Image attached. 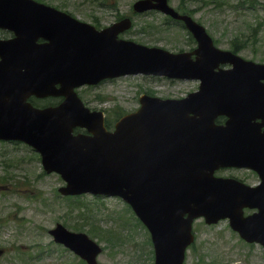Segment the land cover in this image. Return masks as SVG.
Here are the masks:
<instances>
[{"label":"water","instance_id":"1","mask_svg":"<svg viewBox=\"0 0 264 264\" xmlns=\"http://www.w3.org/2000/svg\"><path fill=\"white\" fill-rule=\"evenodd\" d=\"M12 1L0 0V20L2 12L9 11L4 6L12 4ZM145 3L141 1L139 5ZM45 28L49 29L46 36L51 40L49 58L28 60L30 71L26 74L15 65L9 70L6 63L2 67L5 60L0 63L1 91L14 95L13 102L0 101V136L30 141L42 152L45 163L60 168L68 181L67 191L129 192L131 202L148 223L160 248L169 252L178 250L187 233L180 218L183 211L188 209L191 216L203 213L207 220H214L219 214L207 208L216 191L209 185L206 170L230 161L222 160L223 155L212 150L207 142L220 141L230 150H240L246 157L243 160L248 159L254 168L256 162L264 161V154L256 144L261 136L255 137L252 130L243 124L254 116L264 117V103L243 104L232 95L236 89L231 88L253 83L251 78L242 74V68L251 64L231 54H214L211 66L217 59L226 57L235 64L233 71L217 74L210 67L206 69L191 63L179 65L178 57L157 49L113 43L96 37L76 29L72 21L55 27L45 24ZM203 56L207 58L206 53ZM35 62H38L39 69ZM139 70L198 76L205 85L220 88L214 91L204 89L202 97H193L185 102H157L144 97L142 108L119 123L114 133L98 131L99 113H89L84 109L72 87L103 75ZM256 73L255 77H264V66H259ZM56 82L60 83V88L52 91L65 95L57 109H50L49 114L41 111L31 113L22 106L24 83L28 90L41 95L48 93ZM231 109L237 112L227 127H213L211 121L207 122L216 113L228 114ZM188 111L200 118H187ZM75 124L85 125L93 132L96 130L99 136L95 134L94 139L73 137L69 130ZM243 140H255V143L243 146ZM221 185L223 189L220 191L230 198V212L233 213L238 205L236 195L244 198L245 202L264 208V190L247 188L229 180ZM190 202L196 207L191 208ZM221 202V199L213 201L216 205ZM253 231L264 241V209L256 215ZM53 232L58 239L87 255L77 246L73 235L66 234L60 227Z\"/></svg>","mask_w":264,"mask_h":264},{"label":"rangeland","instance_id":"2","mask_svg":"<svg viewBox=\"0 0 264 264\" xmlns=\"http://www.w3.org/2000/svg\"><path fill=\"white\" fill-rule=\"evenodd\" d=\"M178 0H171L173 5ZM194 9L193 15L216 37L221 48H228L235 35L247 41L239 51L246 58L264 61V0H182ZM159 15H154L155 18ZM151 18V17H150ZM145 17L136 19L135 29ZM130 34H133L130 32ZM154 45L178 50L188 48L186 30L180 26L158 36L144 39ZM197 85L196 80L170 81L156 77L126 76L86 88L81 95L89 106L111 111L132 110L138 96L149 90L161 97H180ZM120 106V107H117ZM21 145L0 142V246L6 250L0 264H79L78 257L61 249L47 229L57 221L83 227L85 221L69 209V200L55 195L62 183L55 173L42 172L35 154ZM247 181L253 179L243 170L224 171ZM96 216L103 227L117 226L121 237L103 245L99 264H150L147 233L136 223L127 206L117 197L97 199ZM67 211V212H66ZM122 213L123 217L119 216ZM138 225V226H137ZM194 245L187 249L185 264H264V251L258 244H245L226 219L207 225L202 219L193 223ZM130 229L133 231L130 235Z\"/></svg>","mask_w":264,"mask_h":264},{"label":"flooded vegetation","instance_id":"3","mask_svg":"<svg viewBox=\"0 0 264 264\" xmlns=\"http://www.w3.org/2000/svg\"><path fill=\"white\" fill-rule=\"evenodd\" d=\"M11 34L9 33V34H7V36H10Z\"/></svg>","mask_w":264,"mask_h":264}]
</instances>
